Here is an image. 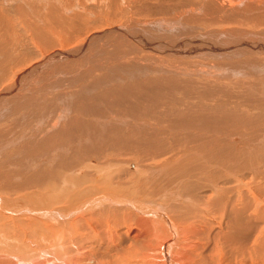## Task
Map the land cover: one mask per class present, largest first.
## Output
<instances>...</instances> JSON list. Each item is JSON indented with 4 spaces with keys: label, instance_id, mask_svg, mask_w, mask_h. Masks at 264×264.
<instances>
[{
    "label": "bare ground",
    "instance_id": "obj_1",
    "mask_svg": "<svg viewBox=\"0 0 264 264\" xmlns=\"http://www.w3.org/2000/svg\"><path fill=\"white\" fill-rule=\"evenodd\" d=\"M43 1L48 7H36L35 21L31 4L18 8L8 0L0 6L6 33L9 13H16L29 18L24 23L36 36L35 44H11L0 66V122L7 121L0 126V207L20 204L27 192L34 210L23 209L14 223L43 238V232L53 240L73 237V262L86 257L84 264H264V92L258 91L264 90V0H126L124 8L109 0L111 9H159L167 16L149 20L175 32L168 39L147 36L131 29L139 23L134 18L131 25L129 20L92 32L68 49L53 34L75 19L71 5ZM107 35H122L132 47L179 61L165 63L164 55L140 67L136 61L138 67L127 70L136 84L97 85L94 99L92 92L86 96L85 81H108L113 74L93 52L96 38ZM77 60L81 67H64ZM12 63L17 70L7 69ZM77 85L85 99L64 102ZM48 95L56 102L47 101ZM149 149L143 159L129 158ZM108 155L121 158L111 161ZM37 202L51 209L38 210ZM206 216L219 224L214 234L221 255L213 261L195 252L207 241ZM7 218L0 209V243L15 230Z\"/></svg>",
    "mask_w": 264,
    "mask_h": 264
},
{
    "label": "rangeland",
    "instance_id": "obj_2",
    "mask_svg": "<svg viewBox=\"0 0 264 264\" xmlns=\"http://www.w3.org/2000/svg\"><path fill=\"white\" fill-rule=\"evenodd\" d=\"M5 1V2H4ZM14 1V3L17 5V7L19 6V7H22V8H24L26 5L27 6H29L30 4V6L32 7V9H31V12L33 13V14H31V15H33V19H34V21L37 19L36 18V16H37V13L38 12H40V10H44V9H42V6H43V4L44 5H47L46 3H44V1L43 0H41V1H38V0H22L21 2H19L20 0H13ZM16 1V2H15ZM29 1V2H28ZM43 1V2H42ZM66 1H68V0H61V2H60V4H63L62 2H64V5H65V7H66V5H67V7L69 6V4L71 5V6H69V8H70V10H72L73 9V14H75L74 16H75V19L73 20V19H71V20H68V23H67V19L65 20V22H66V24H65V22H63L64 24V26H68V27H63V25H62V28L64 29V28H66V30L65 31H63V29H60V31H58L57 33L56 32H54V37H55V39H56V42L57 43H59L58 45H59V47L60 48H62V49H68V48H71V47H73V46H75V45H78V44H80V43H83L84 41H85V38L89 35V34H91L92 32H95V31H98V30H103V29H105V28H109V27H112V26H114V25H118V24H123V23H128L129 22V20H130V23H129V25H131L132 23H134V21H135V19L134 18H136V19H138L139 20V23H138V21H137V23H136V21H135V25L134 24H132L133 26H130L131 27V29H133L134 31H136V32H139V31H143L142 33H144V34H148L147 36H149L151 33H153V34H151V35H153V36H155V38H156V36H159V37H161V38H164V39H168V37H170V35H171V33H174L175 31H171L170 29H165V28H162V27H160L157 23H155V22H152V21H150L151 20V18H156L157 16L159 17V15H161V13L159 14V9H150V8H145V9H130V8H125V10H123L122 9V6L121 5H119V6H117L116 8H114V9H111V8H109V0H106V1H104V0H92V1H88V0H70L69 2H67V4H65L66 3ZM74 1H76V2H74ZM80 1H81V3H80ZM101 1H103V2H101ZM126 0H119V2H120V4H122L123 5V8H124V5H125V2ZM8 2V0H0V6H3L4 7V4L5 3H7ZM91 4H90V3ZM94 2V3H93ZM18 3V4H17ZM20 3V4H19ZM27 3V4H26ZM43 3V4H42ZM96 3V4H95ZM101 3V4H100ZM25 4V5H24ZM73 4H80V6L83 8H81V11H80V7H78V6H76V8H75V6L73 5ZM82 4H83V6H82ZM99 4V5H98ZM107 4V5H106ZM21 5V6H20ZM73 5V6H72ZM101 5V6H100ZM105 7H104V6ZM100 6V7H99ZM106 6H108V7H106ZM18 7V8H19ZM36 7L37 8H39V7H41V9L39 10H37L36 9ZM46 7V6H45ZM47 7H48V5H47ZM50 7V6H49ZM75 9H74V8ZM35 10H34V9ZM120 8H121V10H120ZM79 9V10H78ZM99 9V10H98ZM109 9V10H108ZM26 10V9H25ZM77 11V13H76V11ZM45 11H48V8L45 10ZM88 11H89V13H88ZM91 11H92V13H91ZM113 11V12H112ZM28 12V11H27ZM170 12V11H169ZM45 13V12H44ZM83 13H85V14H83ZM87 13V14H86ZM123 13V14H122ZM89 14V15H88ZM31 15H30V17H31ZM36 15V16H35ZM81 15V16H80ZM29 16V15H28ZM46 16V15H45ZM44 16V17H45ZM89 17V18H86V17ZM161 16H167V14L165 13H162V15ZM9 18L11 17V21H12V24L9 26V28H10V30H9V33H6V31L5 30H3L1 27H0V29H2V30H0V37L1 36H3L4 37V39L8 42V46L9 47H7L6 45H7V42H4L2 39H3V37H2V39H0V43H2V44H0V46L3 48V49H1L0 48V56L2 57H0V66L3 68V64H2V62L4 61V59H6V60H8L9 59V57H7V55H9L10 53H12V46H11V44H13V45H17V47H18V45H19V47H20V44L22 45V44H27L28 42L29 43H34L35 44V42H34V38L36 37L35 36V34H34V32L31 30L30 31V29H29V25L28 24H26V23H24V20L25 19H28V21H29V18H27L26 16H19V14L17 15L16 13H13L12 15H11V13H9V16H8ZM132 17H133V19H132ZM9 18H7V19H9ZM31 19V18H30ZM47 19V18H46ZM89 19V20H88ZM132 19V20H131ZM150 19V20H149ZM80 21V22H78V21ZM134 20V21H133ZM144 20L146 21V22H144ZM75 21V22H74ZM70 22V23H69ZM140 22H141V25H139L140 24ZM150 22H152V24L150 25ZM28 23V22H27ZM84 23V24H83ZM154 23V24H153ZM68 24V25H67ZM75 24V25H74ZM147 24H149V26L147 25ZM13 25V26H12ZM27 25V26H26ZM146 25H147V27H146ZM153 25H154V27H153ZM151 26V27H150ZM48 27L50 28V26L48 25ZM81 27V28H80ZM133 27V28H132ZM134 27H138V28H135L134 29ZM156 27H157V29H156ZM141 28V29H140ZM143 28V29H142ZM154 28V30H152V29ZM13 29V30H12ZM28 29V30H27ZM50 29H52V28H50ZM69 29V30H68ZM70 29H72V30H70ZM139 31H138V30ZM61 30H62V32H61ZM68 30V31H67ZM165 30V31H164ZM4 31H5V33H4ZM149 31V32H148ZM166 31H168V32H166ZM184 30H182V32H183ZM185 31H186V29H185ZM185 31H184V35L186 34L185 33ZM188 31V30H187ZM32 32V33H31ZM68 32V33H67ZM70 32V33H69ZM159 32V33H158ZM163 32V33H162ZM2 33V34H1ZM10 33H12V35L11 36H8V34L10 35ZM180 33V31L179 32H177V34H179ZM188 33V32H187ZM4 34V35H3ZM67 34H68V36H67ZM158 34V35H157ZM168 34H170V35H168ZM183 34V33H182ZM182 34H180L181 35V37H184ZM5 35H7L6 37H5ZM150 35V36H151ZM164 35V36H163ZM35 36V37H34ZM110 36L111 35H107L106 37H101V36H99L100 37V39H99V37L98 38H96V39H98V40H96V42H94L93 44H94V50H93V52L95 51V53L97 54V57L98 58H100L99 59V61L101 62V64H105L106 65V68H109V70H111L112 72H113V74H115L114 76H113V74H112V76L114 77H112V76H110L111 78L109 79L108 78V81L105 79H100V77H98V79H96V77H95V81L96 80H99L100 82H102V83H99V84H96V82L94 83V82H92V80H94V78L93 79H88L87 81H85V84L87 85H89V88H87L89 91H87V95L86 96H89L88 94H90L91 92L94 94V95H92V93L90 94V97H92V98H94V99H96L97 98V96H96V93L98 92L97 90H100V89H98L99 87L101 88V87H106V85L107 86H112V87H115V86H113V85H119V86H123L124 85V83H128L127 85H133V84H136V82H135V80H136V77H135V80H134V77L133 76H130L129 74H128V72H127V70L128 71H132V69L133 68H137L138 67V65H139V67L141 66L139 63H141V64H143V65H146V64H148L149 62H150V60H153V61H156L155 60V58H159V55H160V58L164 55L162 52H158V51H155V49H153V50H149V49H140V48H137L136 46L137 45H135L134 44V46L132 47V42H130L128 39H124L123 37H122V35H113V36H111V39H110ZM107 37H108V39H107ZM113 37V38H112ZM102 38V39H101ZM117 38V39H116ZM158 38V37H157ZM103 39H105V41L107 40L109 43H112V45L111 44H109V46H108V42L107 43H105V41H103ZM110 39V40H109ZM2 40V41H1ZM112 40V41H111ZM123 40V41H122ZM126 40H128V41H126ZM97 41H98V43H99V45L97 44ZM113 41H114V43H113ZM118 41H121L120 43L118 42ZM4 42V43H3ZM116 42H117V44H116ZM31 43V44H32ZM124 45H123V44ZM106 44V45H105ZM113 44H116L117 46H118V44H122V46H118V47H116V45H113ZM5 45V48L3 47ZM95 45H96V47H95ZM101 45H103V46H105V48L107 49H103L102 47L103 46H101ZM131 45V49H133V50H131L130 48L128 49V47ZM11 46V47H10ZM63 46V47H62ZM100 47V51H102V52H100V53H98L99 52V47ZM107 46V47H106ZM116 48H118V49H116ZM121 47V48H120ZM127 47V48H126ZM135 47L137 48V49H135ZM96 48H97V50H96ZM123 48V49H122ZM124 48H126V49H124ZM5 49V50H4ZM110 49H113V50H110ZM115 49V50H114ZM15 51H17V52H22V50H15ZM106 51V52H105ZM109 51V52H108ZM118 51V52H117ZM121 53H120V52ZM151 52V53H150ZM165 52V51H164ZM102 53V54H101ZM100 54V55H99ZM116 54H117V56H116ZM166 54V53H165ZM3 55H5V56H3ZM107 55V56H106ZM115 55V56H114ZM154 55V57H152V56ZM102 56V57H101ZM148 56H149V58H148ZM151 56V57H150ZM106 57V58H105ZM107 57H108V59H107ZM164 58H162L163 59V62H165V63H167L168 61H169V63H174V62H178L179 60H177L178 58H173V56H168V55H164L163 56ZM137 58V60H135ZM145 58V59H144ZM173 59V61H172V59ZM104 59V60H103ZM165 59V60H164ZM170 60L172 61V62H170ZM193 60H198L197 59V57H195V58H193ZM138 62V65H137V62ZM149 61V62H148ZM78 62V64L76 65V63ZM108 62V63H107ZM176 62V63H177ZM201 62V61H200ZM76 63L75 64H73V65H76V66H73V65H71V64H68V66L67 65H64V67L65 68H68V69H71V68H73V69H76L77 67H81V64L80 63H82V61L80 62V60H77L76 61ZM113 63V64H112ZM80 64V65H79ZM119 64V65H118ZM123 64V65H122ZM196 65H199L198 67H203V65H201V64H199V62H197L196 61ZM9 67H7V69L8 68H11L12 69V71H14V70H17V67H14L13 66V63H12V65L10 64V65H8ZM61 66H62V64H61ZM72 66V67H71ZM124 66V67H123ZM132 66V67H131ZM135 66V67H134ZM130 67V68H129ZM129 68V69H128ZM119 69V70H118ZM118 70V71H117ZM124 70H125V72H124ZM12 71H10V73L12 72ZM22 71H20V73H21ZM100 72V71H99ZM98 71L96 72V73H99ZM111 72V73H112ZM118 73V74H117ZM121 73H124V74H121ZM8 74H9V70H8ZM118 75H120V76H118ZM125 75V76H124ZM129 76V77H128ZM134 76H136V75H134ZM121 77V78H120ZM124 77V78H123ZM131 77V78H130ZM262 77H264V76H262ZM118 78V79H117ZM246 78H248V77H246ZM115 79H117L116 81H115ZM113 80V81H112ZM125 80V81H124ZM12 81V79H9L8 78V80H6V81H4L5 83L4 84H6L7 82L9 83V82H11ZM104 81V82H103ZM123 81H124V83H123ZM130 81H132V82H130ZM106 82H108V83H106ZM110 82V83H109ZM90 83H91V87H90ZM97 83H98V81H97ZM106 83V84H105ZM92 84H93V86L94 87H92ZM88 85H87V87H88ZM97 85L99 86L98 88H97ZM102 85V86H101ZM126 85V84H125ZM80 85H77V86H75V88L73 87L72 88V91L74 90L75 91V93L74 94H70V95H68V97H66V99H64L65 101L64 102H68V100H69V102H72L73 100H74V98L75 99H77L78 98V96H79V98L76 100V101H82V100H84L85 98H83L82 99V95L84 96V94H82V95H80V91H81V89L82 88H80L79 87ZM118 87V86H117ZM92 88V89H91ZM61 89V88H60ZM60 89H57V90H55L56 92L57 91H60ZM76 89V90H75ZM91 89V90H90ZM261 89H263V88H259V92H264V90H261ZM80 90V91H79ZM235 90H241V89H235ZM23 91H25V90H23ZM95 91V92H94ZM71 95H73L72 97H71ZM92 95V96H91ZM49 97H52L51 99H49V97L47 98V101H54L55 99H53L54 97L51 95H48ZM77 97V98H76ZM88 98V97H87ZM53 99V100H52ZM75 101V100H74ZM54 102H56V100L54 101ZM184 107H188L187 105H184ZM32 112H34V111H30V113L32 114ZM22 115V114H21ZM20 115V117H21V119L23 118H25V116L23 115V116H21ZM31 117H33V116H31ZM11 119V118H10ZM9 119V120H10ZM5 122H7V121H5ZM5 122H0V126L1 125H3ZM38 122H42L41 121V119L40 120H38ZM34 126H35V124H34ZM4 127H6V126H4ZM244 131V130H243ZM245 131H247V132H249L248 130H245ZM241 133H243V132H241ZM219 134H222V135H224V133H222V132H220V133H218V135ZM181 148H183V146L181 147ZM153 149H149L148 151H143V152H141V154H139V156L140 157H136V156H132V157H129L131 160H140L141 158L143 159V157L144 156H146V155H151V151H152ZM206 150V158H209V153L211 152V151H209L208 149H205ZM240 150V149H239ZM242 150V149H241ZM246 150H248V152L250 151V150H252V149H246ZM253 155H254V150H252V151H250ZM245 155V157L246 156H248L249 154L248 153H245L244 154ZM108 156H110V158H111V161H116V160H119L120 158H121V156H118V155H108ZM24 160L22 159V160H20L18 163H22V164H24V162H23ZM263 165V164H262ZM133 168H134V166H132ZM39 168H41V167H39ZM148 174L151 176V177H154V175H153V170H154V167H153V165H149L148 166ZM152 173V174H151ZM256 174H259V173H255V175ZM255 175H251V176H255ZM22 197H23V199L21 200V202H20V204H18V205H16L15 203L13 204V206H10V205H7V204H3L1 207H0V209H1V211H4L5 212V214H6V216H8V218H7V220H6V222L7 223H11V225H16L15 226V230H14V232L13 233H11V232H8V236H10V237H8V239L5 241V242H3V243H0V247L1 248H3L4 250L2 251L1 250V252H0V264H66V263H68V264H84V262H87V258L86 257H84L83 259H81L80 261H75V262H73V260H72V253H71V249H75L76 248V242L73 240V237L71 238V239H67L66 241H65V238L64 237H66V234H64L65 236H63V235H61V236H63L62 238H60V236H59V238H58V240L57 239H55V240H53V238H50V237H52V235L50 234V233H46V232H43L44 233V238L43 237H39L38 236V234L36 235L35 234V231L33 230H30V229H26V227H22V226H19V225H17V224H15L14 223V221H13V219H12V217H14V216H20V214H21V212H22V210L23 209H25V208H31V209H33L34 210V206L33 205H29V206H27V201H26V199L24 198V196H26L27 195V192H24V193H21L20 194ZM159 201H160V199H159ZM36 205H37V207H38V210H41V209H51V207H48V206H46L44 203H40V202H37L36 203ZM3 206H6L7 208L6 209H3L2 207ZM188 206V205H187ZM184 207L186 208V205H184ZM189 207V206H188ZM188 207L186 208V209H188ZM42 211V210H41ZM185 212V211H184ZM24 215V214H23ZM221 215V214H220ZM220 215H215V217H218L219 219H220ZM207 217V223L206 224H202V225H204L203 227L204 228H206V237H207V241H200V240H198V239H195V240H198V241H200L202 244H201V246H198L197 247V251H195L196 253H197V256L196 257H198V258H201L200 256H201V254L203 255H206L208 258H210V260L211 261H213V259H216L217 260V258L219 257V255H221V250H220V247H219V245L221 244V242L220 241H218L217 239H218V237H217V235L216 234H214L216 231H217V225H219L217 222L218 221H216L213 217H211V216H206ZM5 221V220H4ZM4 221H3V223H4ZM193 223V222H192ZM219 227V226H218ZM13 228V227H12ZM22 228V229H21ZM123 229V228H122ZM212 229V230H211ZM134 230V229H133ZM211 233V234H210ZM208 234V235H207ZM50 235V236H49ZM47 236V237H46ZM209 236V237H208ZM213 236V238H210V237H212ZM48 238H50V239H48ZM47 239V240H46ZM60 240V241H59ZM57 241H59V243H57ZM64 241H65V244H64ZM212 242V243H211ZM218 243H220V244H218ZM63 244V245H62ZM218 245V246H217ZM209 246H213V248H207V247H209ZM206 247V249H205V252H202L203 251V249ZM174 248V245L172 244L171 245V251H172V249ZM177 249H179V246L177 247ZM200 249V250H199ZM199 250V251H198ZM220 250V251H219ZM5 251V252H4ZM222 251H223V249H222ZM218 252H219V254H218ZM171 254V253H170ZM210 257H209V256ZM33 257V258H32ZM38 261V262H37ZM230 261H233V259H231ZM34 262V263H33Z\"/></svg>",
    "mask_w": 264,
    "mask_h": 264
}]
</instances>
